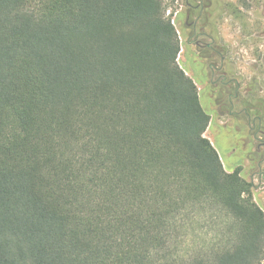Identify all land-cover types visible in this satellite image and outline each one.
Here are the masks:
<instances>
[{
    "label": "trees",
    "instance_id": "1",
    "mask_svg": "<svg viewBox=\"0 0 264 264\" xmlns=\"http://www.w3.org/2000/svg\"><path fill=\"white\" fill-rule=\"evenodd\" d=\"M166 12L0 0V264H264V211L206 137Z\"/></svg>",
    "mask_w": 264,
    "mask_h": 264
},
{
    "label": "flooded vegetation",
    "instance_id": "2",
    "mask_svg": "<svg viewBox=\"0 0 264 264\" xmlns=\"http://www.w3.org/2000/svg\"><path fill=\"white\" fill-rule=\"evenodd\" d=\"M181 2L180 11L171 19L181 42L179 55L183 54L185 61L191 58L201 79V91L208 90L205 101L212 111L209 130L221 127L225 136L235 141L242 156L237 170L252 186L254 200L264 211V87L258 74L246 75L240 44L236 49L229 44L224 30L229 1ZM219 120L224 122L219 124Z\"/></svg>",
    "mask_w": 264,
    "mask_h": 264
},
{
    "label": "rangeland",
    "instance_id": "3",
    "mask_svg": "<svg viewBox=\"0 0 264 264\" xmlns=\"http://www.w3.org/2000/svg\"><path fill=\"white\" fill-rule=\"evenodd\" d=\"M167 8L166 17L173 19L175 14L182 7L181 0H163ZM230 3V15L224 27L229 44L236 49L240 44L241 53L245 56L246 75L258 74L264 87V0H226ZM232 12V13H231ZM240 13V15H239ZM235 19L233 18V16ZM244 26V31L241 33ZM243 34H245L243 36ZM243 42H240V39ZM178 62L185 72L195 81L200 88V100L204 109L212 116V111L205 101L207 89L200 85L201 79L194 70L191 58L184 59L183 54L179 55ZM264 96V95H263ZM224 121L219 120L222 124ZM217 123V124H218ZM206 137L213 143L223 161L225 169L233 173L240 168L242 156L239 153L235 141L229 140L221 127H212L206 132ZM233 141V142H232ZM235 145V146H234ZM234 146V147H232ZM208 230V228H207ZM210 232V231H209ZM207 231L202 228H195L189 233L183 252L191 251L197 245H203L207 240Z\"/></svg>",
    "mask_w": 264,
    "mask_h": 264
}]
</instances>
